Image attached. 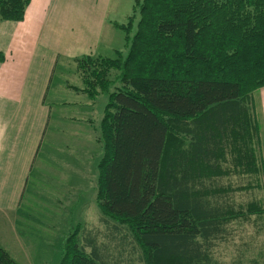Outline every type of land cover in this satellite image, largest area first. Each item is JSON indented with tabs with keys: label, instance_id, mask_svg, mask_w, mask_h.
I'll return each mask as SVG.
<instances>
[{
	"label": "trees",
	"instance_id": "16d2710c",
	"mask_svg": "<svg viewBox=\"0 0 264 264\" xmlns=\"http://www.w3.org/2000/svg\"><path fill=\"white\" fill-rule=\"evenodd\" d=\"M28 2L0 0V21H21ZM113 26L126 52L75 59L83 86L71 87L108 95L96 205L110 244L84 229L59 264H217L210 250L229 223L264 213L224 199L263 174L253 94L264 87V0H133ZM230 173L247 183L214 186ZM0 264L17 263L0 249Z\"/></svg>",
	"mask_w": 264,
	"mask_h": 264
},
{
	"label": "crops",
	"instance_id": "0c3cea01",
	"mask_svg": "<svg viewBox=\"0 0 264 264\" xmlns=\"http://www.w3.org/2000/svg\"><path fill=\"white\" fill-rule=\"evenodd\" d=\"M111 6L112 0H29L21 21H0V249L18 264L17 259L29 257L34 243L16 228L29 189L36 194V188L44 185L48 189L53 184L73 190L65 193V206H72L79 196L63 163L50 153L61 155L76 146L90 148V140L76 138L88 132L87 121L68 115L70 112L63 115L72 103L59 99L63 92H72L92 100L71 88L80 86H65L64 78V82L56 80V74L59 69L67 71L75 59L100 55L103 38L110 32ZM57 82L58 89H54ZM54 105L59 108L55 117ZM253 105L261 124L264 173V87L254 92ZM83 123L86 127L80 125ZM93 173L89 177L93 176L96 204L97 164Z\"/></svg>",
	"mask_w": 264,
	"mask_h": 264
},
{
	"label": "rangeland",
	"instance_id": "374dc122",
	"mask_svg": "<svg viewBox=\"0 0 264 264\" xmlns=\"http://www.w3.org/2000/svg\"><path fill=\"white\" fill-rule=\"evenodd\" d=\"M132 6L133 0H112V6L109 11V21L111 23L108 22V26H110L108 29H110L111 33L109 32L106 35L107 37L103 38V43L98 53L101 56L114 58V50L126 52L123 32L115 28L113 24H125L126 19L132 13ZM66 70L62 73V70L59 69L56 74V80L64 82L61 79L64 78L68 82L64 84L65 86L69 84L82 87V74L76 63L69 64ZM115 75H117V72L112 71L111 79H114ZM58 86L57 82L53 88L58 89ZM117 86L119 84L113 88L111 87L110 92L114 91ZM59 100L64 103H72L66 107L67 112L63 115L70 112L68 115L87 121L88 132H83L76 138L90 140V148L76 146L73 151L72 149L70 150L72 155L69 154L71 153L70 151L61 152V155L50 153L55 160L58 159L60 163H63L64 173H68L71 182L76 184L74 192L79 196L78 198L76 197L77 199L75 198L76 200L72 206H65L63 205V201L67 197L65 193L73 190L64 191L59 185L53 186V184H50L48 189L44 185L40 189L36 188V194H33L32 187L29 189L30 192L25 196V202L21 209L23 214H20L16 228L22 232L24 237L29 236L28 239H31L34 243L30 244L29 257L17 259L19 264H59L64 252L66 239L76 234L80 238L84 229L89 231L96 230L100 240L110 244L105 237L109 235V231L101 223V214L93 201V176L89 177L94 174L97 161L102 156L99 130L108 95L100 93L92 102H89L84 95L78 96L72 92H63ZM48 101L50 104H54L55 100L49 97ZM58 110V106L54 105L53 117L59 112ZM80 125L86 127L84 123ZM94 127L96 133L94 132ZM95 137L97 142L94 141ZM80 142L82 141L80 140ZM67 158H72V160L67 162ZM37 175L38 171L33 176L35 182H37ZM258 178L259 187L257 189L234 192L226 196L224 198L225 201L227 200L236 209H238V206H246L251 202H256L264 210V173L259 175ZM246 183V177L238 179L236 174L230 173L227 177L217 179L213 184L214 186L222 187L230 186L235 189L238 185H245ZM86 185L89 186L88 189L85 187ZM54 188L57 189V193L53 192ZM58 201H61V204H58ZM21 223L23 224L22 227L19 225ZM227 227L228 235H225V241L216 242V245L210 250L212 259L217 264H264V213L259 216L253 214L246 219L232 221ZM112 245L113 242H111ZM133 257H137V253H134ZM135 264L143 263L135 262Z\"/></svg>",
	"mask_w": 264,
	"mask_h": 264
}]
</instances>
